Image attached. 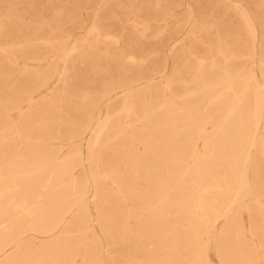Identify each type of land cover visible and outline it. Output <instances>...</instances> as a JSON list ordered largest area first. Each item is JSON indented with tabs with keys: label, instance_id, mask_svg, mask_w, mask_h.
<instances>
[{
	"label": "bare ground",
	"instance_id": "obj_1",
	"mask_svg": "<svg viewBox=\"0 0 264 264\" xmlns=\"http://www.w3.org/2000/svg\"><path fill=\"white\" fill-rule=\"evenodd\" d=\"M236 1L264 26V0ZM18 2L0 6V264H264V44L217 30L195 55L189 0H29L25 26Z\"/></svg>",
	"mask_w": 264,
	"mask_h": 264
},
{
	"label": "rangeland",
	"instance_id": "obj_2",
	"mask_svg": "<svg viewBox=\"0 0 264 264\" xmlns=\"http://www.w3.org/2000/svg\"><path fill=\"white\" fill-rule=\"evenodd\" d=\"M40 1L41 0H39V2ZM89 1L91 2L90 4L92 5L93 0H89ZM224 1L227 2L226 7L223 5ZM241 1L248 4V0H241ZM189 2L191 3L190 7L193 11L192 12L193 19L186 24V26L183 28L179 36H181L180 37L181 41L184 39L183 42H186L188 45H191V50L195 55H203L204 52L206 51V46L208 47L210 45L215 44L217 39V33H216L217 30L229 33L230 34L229 39H232L235 35L238 34L241 42L243 43H249L255 39L258 46L260 45V43L264 44V26L259 22V20H257L254 17V11L247 8L245 9V11H247V13L252 17L251 18L252 20L249 24H246L241 18L242 11L244 10H242L243 8H241L240 5H237L236 0H199V2L198 0H189ZM18 4L20 7V13L22 15L21 26H25L26 23L29 22L32 16L30 3L29 0H19ZM0 6L4 10L7 7V0H0ZM92 6L93 7L91 8V10L94 8V5ZM176 10L178 13L177 15L181 16V12H182L181 8H177ZM200 14L203 16V18L206 20L205 22L207 23L213 20L216 21L215 27L214 26L212 27L211 23L206 24L207 25L206 27L211 30L209 33L205 32V30L201 28L200 23H195V18L199 17ZM90 26L91 25L88 20L85 24V27L77 29L75 30V32L78 31L82 32L79 33V36H81L82 38L83 37L86 38L87 30L90 28ZM172 27L176 28L177 25L174 24L173 26H170L168 28H172ZM73 29H74L73 26H68V25L66 26L67 31H72ZM132 30H133L132 28L127 29L129 33H132L131 32ZM192 30L195 31V34H191L190 31ZM155 40H156L155 38L150 37L149 40L144 41L143 45L146 47L145 49L147 52H150L159 47L162 50V46L164 44L169 43L168 38L165 39L163 38V40L159 42V46H158ZM203 41H206V43ZM230 42L232 43V41ZM164 54H165L164 56L168 60L169 68L172 67L175 58H179V57L183 58L185 56L181 51H178V55H179L178 57L172 54L169 45L165 47ZM164 56L162 54L159 57L155 58L152 54H149L150 59L148 64L146 65L149 68L148 71L152 70L153 67L155 66L157 67V65H161L164 62ZM237 65L240 66L239 63H237ZM245 66H246L245 73L248 74L252 67V64L250 61L245 62ZM253 66L258 76L259 82L264 89V79L260 71V62L257 61L256 63H254ZM89 67L90 66L85 63L84 68L86 71L89 70ZM88 76L90 77V79H92V77L89 74ZM91 207L93 210L95 223L97 224L96 206L94 202H91ZM242 213H243L244 221L248 224V216L244 209L242 210ZM210 254H211L212 264H220L218 256L213 250V248L210 250Z\"/></svg>",
	"mask_w": 264,
	"mask_h": 264
}]
</instances>
